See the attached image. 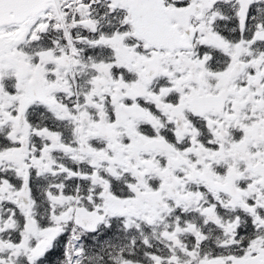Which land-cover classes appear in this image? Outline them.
Instances as JSON below:
<instances>
[{"label":"snow or ice","instance_id":"obj_1","mask_svg":"<svg viewBox=\"0 0 264 264\" xmlns=\"http://www.w3.org/2000/svg\"><path fill=\"white\" fill-rule=\"evenodd\" d=\"M0 264H264V0H0Z\"/></svg>","mask_w":264,"mask_h":264}]
</instances>
